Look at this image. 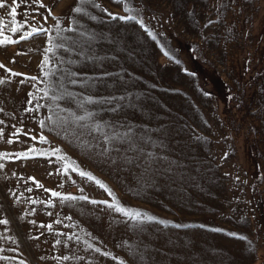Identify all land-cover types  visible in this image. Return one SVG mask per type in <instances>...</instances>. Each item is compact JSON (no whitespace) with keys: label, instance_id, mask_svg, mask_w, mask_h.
<instances>
[{"label":"rangeland","instance_id":"1","mask_svg":"<svg viewBox=\"0 0 264 264\" xmlns=\"http://www.w3.org/2000/svg\"><path fill=\"white\" fill-rule=\"evenodd\" d=\"M41 2L26 0L15 16L13 0L0 9L11 40L20 33L10 26L25 19L47 29L0 46V153H41L0 158V219L9 221L0 225V264H264V0H130L147 31L113 20L109 13L128 14L115 0L85 4L86 14L72 11L78 0ZM88 96L125 99L84 104ZM86 111L103 132L129 135L105 144L75 121ZM69 161L113 195L66 170ZM92 200L156 220L138 224Z\"/></svg>","mask_w":264,"mask_h":264},{"label":"snow or ice","instance_id":"2","mask_svg":"<svg viewBox=\"0 0 264 264\" xmlns=\"http://www.w3.org/2000/svg\"><path fill=\"white\" fill-rule=\"evenodd\" d=\"M26 0H13V7L9 8V15L11 16H15L16 15V8L19 7L21 4L25 3ZM79 5L77 7H74L72 9L73 12L77 13V14H86L84 13V8L83 5L88 4V3H92V5L96 8H99L100 6L98 4L94 3V0H78ZM32 4H36L38 5L39 8H44L46 7L41 0H31ZM115 3L123 5V9L125 13H128L127 15H121V16H116L113 15L111 13H109L110 17L113 20H120V21H125V22H134V23H138L142 28H145L142 19L141 20H137V17L135 15H132L131 13L134 11V9L132 7H130V0H115ZM8 5L6 3V0H0V9H4L7 8ZM102 11H107L106 9L102 10ZM25 16H28L29 14L26 12L24 14ZM49 15H51V12L49 11ZM92 19H95V17H91ZM32 19H35V17H32ZM45 21H47V16L44 17ZM3 23V18H0V24ZM16 24V21H13V25ZM57 26H59V21H57ZM10 30L13 33H17L19 32L20 35L16 40H11L9 39L7 36H4V28L0 27V36H3V39H0V46L3 45H7V44H11V43H19L21 40H28L31 39L34 35H39L41 33H45L47 32V29H44L43 26H39L37 27L34 24H30L28 19H25L24 21L20 22L18 26H10ZM145 30L147 31V29L145 28ZM67 31H72L71 28L67 29ZM149 35H151V33L149 32ZM64 40H67V37L62 38ZM153 39H155V36H153ZM49 40H51V37H49ZM77 44V41L73 40L72 41V45L71 47H75ZM56 47H64L63 44L60 45H56ZM52 47H49L46 49L47 52H52ZM67 50H71V48L67 49ZM21 53H17V55H20ZM164 55L169 56L168 52H164ZM49 62V58L46 56L43 63L47 64ZM178 62V61H177ZM5 66L3 64H0V68H4ZM13 75L16 76H20L22 74L20 73H13ZM76 75V73H69L70 77H74ZM104 75H108V73H105ZM31 79L35 80L36 77H32ZM5 81L3 79H0V84H3ZM20 83H24V81H20ZM70 84H77V80L76 79H70L69 80ZM67 95H71V93H67ZM45 96H47V92L44 93ZM208 95V94H206ZM63 96L61 97H57V99H62ZM125 97L121 96V97H110V98H100V100H96L91 96L88 97H83V101L84 104H95V103H110L112 100H124ZM27 103H31V100L27 101ZM84 104H81L79 107L83 108ZM42 105H38L37 107H41ZM118 107V105L114 106L112 108L113 111L116 110V108ZM37 108H32V109H26V111L32 112V111H36ZM0 112H3V109L0 108ZM94 113L92 111H86L85 115H76L75 113H73L74 119L75 121L79 124V126L85 130H87V132L89 134L91 133H101L103 141L105 142V144H111L113 141L117 140V139H123V137H126L129 135V133H115L112 135H109L106 132H103V128L105 127L103 124L101 123H96L94 120ZM81 121H93L92 123H83L80 124L79 122ZM5 122L4 120H0V125H3ZM41 126H43L44 122L40 121L39 122ZM13 127H15V125H13ZM22 133V129L17 128L16 132L12 133L11 136H17L18 134ZM24 135H28V133H23ZM4 135V129L2 127H0V138H3ZM11 136L7 139V143L8 144H12L14 143V140L11 138ZM30 139L32 140H36L37 137L36 136H31ZM39 142L40 143H47V140L44 136H40L39 137ZM60 149H53L52 152L55 155L57 152H59ZM104 153L107 154L109 149L107 147H105L103 149ZM29 153H35L36 155H41V153H37L35 148H30L29 152H21V153H0V158H3L5 156H15V158L17 159H31V158H35L34 156L30 155ZM145 157L147 158V160L151 161L153 159H155L154 154L152 153H145ZM59 159L61 160H65L66 158L61 156L59 157ZM159 159H164L163 157H160ZM4 166L2 164H0V168H3ZM66 170H71V171H75L77 172L78 175H80L82 178H85L91 182H94L98 187H100L101 189H103L104 191H106L108 193L109 196H112L113 193L112 191L107 187V185H105L101 180L97 179L96 177H94L91 173L85 172L82 169H79L78 166L72 164L70 161L68 162L67 168ZM30 180H33V182L36 184V187L41 188L43 187L42 185L39 184V182L35 181L34 178L30 177ZM62 186V185H61ZM26 191L31 192L32 188H27ZM46 191H50L51 192V196L52 197H56L59 198L61 200L67 201V200H88L89 198L86 196H80V197H74L71 195H62L61 193L54 191V190H46ZM81 191H83V189H81ZM13 195H15V193H12ZM22 195V194H21ZM30 199V198H29ZM32 203H36V201H31ZM91 203L95 204V203H104L106 204L109 208H113L117 211H119L122 215L126 216L129 220H133L136 221L138 224L142 223L143 219H147L148 221H154L156 220V217L154 216H150L147 215L145 213L140 212L139 210H129L124 208L123 206H119V205H114L109 203L108 201H95L92 200L90 201ZM49 215H51V213H49ZM22 219V218H21ZM159 223L165 224L167 222L165 221H158ZM9 223V221L7 219H0V225H7ZM32 223H35V221H32ZM57 223H59V221H57ZM40 227H47V229L49 231H52V225H40ZM175 227L177 228H181V227H185V225H180V224H176ZM201 227H203V225H201ZM213 231H223L222 229H213ZM228 235L233 236V237H237L236 233H228ZM30 239H36L39 240V236L36 237H29ZM240 239H247V237H239ZM61 243L60 240L56 241V244ZM87 248H93V246L91 244L87 245ZM12 251H15V249H11ZM96 252H100L101 250L99 248H94L93 249ZM105 255H110L108 253H105ZM0 259H7V257H0ZM41 259H43V257H41ZM58 259H63V260H69L71 259V257L69 256H63L60 257ZM20 264H24L23 261H20ZM118 264H123L122 261H118Z\"/></svg>","mask_w":264,"mask_h":264}]
</instances>
